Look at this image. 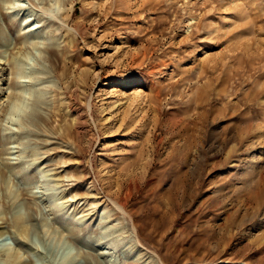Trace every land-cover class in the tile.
<instances>
[{"label": "rangeland", "instance_id": "1", "mask_svg": "<svg viewBox=\"0 0 264 264\" xmlns=\"http://www.w3.org/2000/svg\"><path fill=\"white\" fill-rule=\"evenodd\" d=\"M0 264H264V0H0Z\"/></svg>", "mask_w": 264, "mask_h": 264}, {"label": "bare ground", "instance_id": "2", "mask_svg": "<svg viewBox=\"0 0 264 264\" xmlns=\"http://www.w3.org/2000/svg\"><path fill=\"white\" fill-rule=\"evenodd\" d=\"M129 82H130V81H129ZM130 84H132V83H130ZM115 92H116L115 90L112 91L113 94H115Z\"/></svg>", "mask_w": 264, "mask_h": 264}]
</instances>
